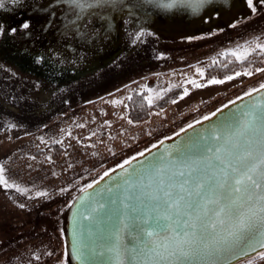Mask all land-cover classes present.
Segmentation results:
<instances>
[{"label": "rangeland", "instance_id": "obj_1", "mask_svg": "<svg viewBox=\"0 0 264 264\" xmlns=\"http://www.w3.org/2000/svg\"><path fill=\"white\" fill-rule=\"evenodd\" d=\"M220 1L118 0L111 9L105 0L77 19L68 0H0V166L9 183L27 189L0 186V224L56 206L154 141L264 84L262 71L203 84L197 69L204 73L219 53L250 54L264 44V0H254L255 11L245 0ZM178 87L183 99L129 123L135 89L154 102ZM51 146L62 149L59 159ZM61 250L56 237L35 235L1 249L0 264H50Z\"/></svg>", "mask_w": 264, "mask_h": 264}, {"label": "snow or ice", "instance_id": "obj_2", "mask_svg": "<svg viewBox=\"0 0 264 264\" xmlns=\"http://www.w3.org/2000/svg\"><path fill=\"white\" fill-rule=\"evenodd\" d=\"M209 2L211 0H198L199 4ZM245 2L255 11L254 0ZM68 3L79 10L77 19H80L87 8L103 4L105 0H68ZM22 27L28 29L30 25L25 22ZM256 47L264 52V44H257ZM230 55L243 61L249 52L245 48L242 52L232 51ZM197 71L200 76L204 75L203 71ZM259 71L264 72V69ZM239 75L241 73H236V76ZM243 75L251 76L252 73L246 71ZM234 78L229 76L227 79ZM224 82L216 79L210 81L211 84ZM190 83L197 88L203 87L195 80ZM258 91H264V85L247 95ZM176 102L173 100V103ZM262 107L264 105H250L245 113L250 119L243 129H238L232 135L211 134L212 140L222 142L215 150L214 161L210 158L206 162H193L188 171L179 168L171 171L159 164L152 166L150 171L132 169L126 173L123 184H117L119 191L110 187L106 192L93 193L91 202L86 203L87 197L81 200L85 207L79 211L74 222V256L86 259L87 245L83 237L86 232L90 235L89 229L97 223L95 214L106 205L117 202L120 205L117 220L123 227L111 234L113 243L108 252L119 264H123L125 255L139 258L138 264H207L209 258L220 256L234 244L250 242L254 235H259L262 240L260 246L264 248V139L254 141L247 135L249 125L255 119H264V112H259ZM235 119L239 122L238 117ZM223 127L230 128L232 125L228 123ZM241 137L244 138L243 143L239 139ZM168 155L171 156L170 153ZM135 159L126 160L119 167H130ZM111 175V172H105L100 179ZM99 183L98 180L96 184ZM0 186L27 192V189L9 183L2 166ZM95 187L90 183L81 191L88 192ZM47 195L46 192L37 193L39 197ZM128 209L135 213V235L130 248L122 243V233L127 228L125 212ZM260 256L264 259V252Z\"/></svg>", "mask_w": 264, "mask_h": 264}, {"label": "water", "instance_id": "obj_3", "mask_svg": "<svg viewBox=\"0 0 264 264\" xmlns=\"http://www.w3.org/2000/svg\"><path fill=\"white\" fill-rule=\"evenodd\" d=\"M106 1L109 3V8L112 9L118 0H115V2H112V0ZM222 1L220 2L222 3ZM232 10L227 8V12ZM197 14L201 15V11ZM228 17L233 16L230 14ZM259 88L260 86L253 89ZM253 89L226 101L209 113L154 141L139 152L105 170L97 178L84 184L73 195L67 197L56 206L37 211L31 216L16 222L1 223L0 250L35 235H52L61 243L62 250L50 264H119L112 254L108 252L109 247L113 243L110 239L111 234L118 228L123 227L117 220L120 209L119 202L106 205L104 209L95 214L97 223L93 224L89 229L90 235L86 232L83 237L84 243L87 245L85 251L86 259H77L74 256L72 249L74 243V222L78 218L79 211L85 207L81 200L87 197L88 201L86 203L91 202L93 193L106 192L110 187L114 191H119L116 187L117 184H123L126 173L132 169L150 171L152 166L159 164L171 171H175L178 168L188 171L190 170L189 166L193 162H206L210 158L214 161L215 150L222 142L212 140L210 138L211 134L232 135L238 129H243L250 119L245 115L249 106L253 104L264 105V91L255 92L251 96L247 95ZM259 112H264V107ZM205 117H208V119H205ZM237 117L239 122H236L235 118ZM228 123L232 127L222 128V125ZM189 125H192V127H189ZM249 129L250 131L247 134L249 138L254 141L264 139V119H255V122L249 125ZM239 139L243 143L244 138L241 137ZM140 153H144V155L141 156ZM169 153L171 156L168 155ZM133 157L137 159L133 161L130 167L124 169L119 167L124 161L131 160ZM113 169H116V171L113 172ZM105 172H111L112 175L101 180L100 178ZM98 180L100 183L96 184ZM90 183L95 184L96 187L88 192H82L81 189L86 188ZM95 206L99 207V204ZM125 215L127 228L122 233V243L124 247L130 248L133 243L132 237L135 235V213L128 209ZM261 242L259 235H254L250 242L242 241L234 244L220 256L209 258L207 264H245L256 260L261 257L260 253L264 252V248L260 246ZM138 259L125 255L123 264H138Z\"/></svg>", "mask_w": 264, "mask_h": 264}, {"label": "trees", "instance_id": "obj_4", "mask_svg": "<svg viewBox=\"0 0 264 264\" xmlns=\"http://www.w3.org/2000/svg\"><path fill=\"white\" fill-rule=\"evenodd\" d=\"M226 53H219L214 62L208 66L204 71L203 84L210 83L211 80H227L229 76H235L236 73L243 74L250 71L252 75L264 68V52L256 50L251 52L247 59L241 61L234 56L225 55ZM183 95L181 88L171 89L156 101L149 103V93L146 89H135L130 95L131 99L127 100L128 119L132 123H142L147 121L152 114L165 110L177 101ZM53 149V156L59 159L62 156V149L60 147L51 146Z\"/></svg>", "mask_w": 264, "mask_h": 264}, {"label": "crops", "instance_id": "obj_5", "mask_svg": "<svg viewBox=\"0 0 264 264\" xmlns=\"http://www.w3.org/2000/svg\"><path fill=\"white\" fill-rule=\"evenodd\" d=\"M260 261H264V259L260 258V259H258L256 261L252 262V264H258Z\"/></svg>", "mask_w": 264, "mask_h": 264}, {"label": "bare ground", "instance_id": "obj_6", "mask_svg": "<svg viewBox=\"0 0 264 264\" xmlns=\"http://www.w3.org/2000/svg\"><path fill=\"white\" fill-rule=\"evenodd\" d=\"M232 12V11H231ZM231 14H233V13H231Z\"/></svg>", "mask_w": 264, "mask_h": 264}]
</instances>
